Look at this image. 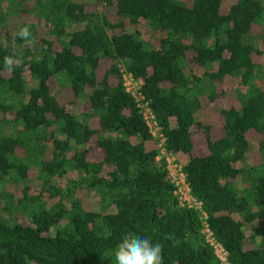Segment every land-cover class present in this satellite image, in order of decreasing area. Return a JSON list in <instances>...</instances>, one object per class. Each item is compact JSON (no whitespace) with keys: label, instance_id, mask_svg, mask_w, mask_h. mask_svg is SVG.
I'll return each instance as SVG.
<instances>
[{"label":"trees","instance_id":"1","mask_svg":"<svg viewBox=\"0 0 264 264\" xmlns=\"http://www.w3.org/2000/svg\"><path fill=\"white\" fill-rule=\"evenodd\" d=\"M222 5L0 0V264H219L203 222L230 264H264V138L253 150L247 137L264 136V0ZM232 77L242 89L223 88ZM204 106L221 117L216 136ZM151 140L186 156L204 220L178 204Z\"/></svg>","mask_w":264,"mask_h":264},{"label":"built area","instance_id":"2","mask_svg":"<svg viewBox=\"0 0 264 264\" xmlns=\"http://www.w3.org/2000/svg\"><path fill=\"white\" fill-rule=\"evenodd\" d=\"M122 77H123L124 89L128 94H130L133 97L136 105L139 106V108H141V114H142L143 119L145 120L146 125L148 126L149 132L153 136L156 135V132L154 130L155 121H154L153 115L151 114L148 107L146 106V103L142 102V96L137 91L138 81L133 80L129 74L123 73ZM161 141L162 140H160L159 142V151H160V154L163 155L165 158L168 176H169L170 182L174 186L173 194L176 196L178 204L180 206L195 209L199 218L201 220H204L206 215L201 208V202L196 200L190 194L189 187L184 180V174L180 170V166L177 167V164L174 163V156L165 155L163 150L160 149ZM171 166L174 168L173 169L174 173H171V171L169 170ZM200 232L203 235L204 241L211 247L212 252L214 256L216 257L218 263L219 264H230L227 261L226 250L222 247V245L214 241L212 237V232L205 222L202 223Z\"/></svg>","mask_w":264,"mask_h":264},{"label":"rangeland","instance_id":"3","mask_svg":"<svg viewBox=\"0 0 264 264\" xmlns=\"http://www.w3.org/2000/svg\"><path fill=\"white\" fill-rule=\"evenodd\" d=\"M232 1L233 0H223L222 11H224L226 9V7L230 4V2H232ZM256 31L257 30L255 29L253 31V33H255ZM262 33H264V29H263ZM143 37L145 39H147L148 38V34L145 32L143 34ZM260 43H261V44H259L260 48L264 49L263 42H260ZM261 63H262V67L264 69V56L261 58ZM24 80H25L26 83H28V77L26 75H24ZM50 83L53 86L54 91L56 92L55 95L57 96L59 101H64V100L68 99L69 92H68L67 88H62L61 90H57L56 91V89H58V88H56V85H55V83L53 82L52 79L50 80ZM258 84H259V86L261 88H264V80L259 81ZM223 88L226 91H233L235 89H242V87L239 86L238 79L234 78V77L226 78L224 83H223ZM232 102H233V98L232 97H228L225 100V104L226 105L227 104H231ZM200 118H201L202 122L213 125V135L214 136L219 134L221 117L215 111L207 109L204 106L202 108L201 112H200ZM216 124H217V126H216ZM197 134H198L197 135V137H198V146L201 147L203 145V139L201 137V133L200 132H197ZM247 137L249 139L250 146H251V148L253 150H254V148H256V141L264 138L263 135H258L256 133H254L253 131L248 132ZM159 142L160 141H157V140H151V141H147L145 143V145H146V148H148V149L149 148L150 149L151 148H158L159 147ZM94 157H97V155H95V154H91L90 155L91 159H93ZM252 158H254L253 155L248 157L247 163L254 162L253 161L254 159H252ZM185 160H186V156L185 155L174 156V163L177 164V167L181 166L185 162ZM173 169L174 168L171 166V168L169 169L171 171V173H174ZM78 196H79V198L82 199L83 205H85L86 208L91 209V210H96L97 209V205L95 203L96 200H97V196L93 192L85 193V192L82 191V192L78 193ZM249 228H250L249 226H247L245 228V234L246 235H248L250 233V229Z\"/></svg>","mask_w":264,"mask_h":264}]
</instances>
